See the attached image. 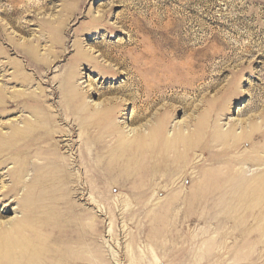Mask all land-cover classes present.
Instances as JSON below:
<instances>
[{"label": "rangeland", "instance_id": "374dc122", "mask_svg": "<svg viewBox=\"0 0 264 264\" xmlns=\"http://www.w3.org/2000/svg\"><path fill=\"white\" fill-rule=\"evenodd\" d=\"M40 4L45 5L39 8ZM93 17L101 19L98 31L90 30ZM44 26L56 30L59 39L53 40ZM130 38L137 40L135 44ZM134 47L152 58L154 69L164 70L165 86L152 94L156 106L151 116L162 114L166 106L174 110L172 125L200 113L208 128L227 130L237 120L264 115V0H0V86L4 90L0 94L5 101L0 133L9 132L10 125L22 126V121L31 118L32 108L48 113L54 125L67 129L65 118H60L67 93L62 78L73 67L80 74L76 90L81 95L76 105L96 107L106 96L119 98L122 111L117 122L124 131L134 129L138 124L130 123L134 108L132 97L127 96L129 91L135 93L131 76L100 56L106 50L118 58ZM62 51L65 59L52 67L47 78H41L45 74L38 68ZM82 51L96 58V71L87 62L72 60ZM100 67L112 71L101 76ZM156 81V77L148 78L150 83ZM124 86L130 89L126 93L119 91ZM107 89H113L112 93L105 94ZM20 94L25 96L18 99ZM32 96L38 101L27 104L25 100ZM260 121L252 120L257 125ZM79 133L76 128L72 154L62 155L70 163L78 160V149L85 148L86 140ZM257 145H264L263 138L245 140L237 154ZM2 155L0 162L12 156ZM193 155L202 157L200 152ZM12 167L8 161L0 165V224L18 221L19 229L1 234L0 264H22L14 255L17 245L27 244L26 250L36 254L46 243H64L49 236L55 221V232H73L71 248L85 244L96 252L90 264L105 259L112 264L113 254L117 264H264V236L262 242L252 239L244 244L239 235L199 240L203 230L214 231L213 224L197 220L200 204L192 203V219L186 220L185 198L189 192L193 196L199 177H85L74 163L68 171L71 177H53L51 183L44 177H26V191L19 185V191L9 192L4 199V188L15 186L9 178ZM196 171L190 169L187 174ZM29 193L47 206L29 205L27 212H17L21 204L17 199ZM52 198L55 206H50ZM38 235L39 244H28ZM215 237L211 234L208 240ZM240 248L254 254L234 257ZM131 255L135 261L129 259Z\"/></svg>", "mask_w": 264, "mask_h": 264}, {"label": "bare ground", "instance_id": "6f19581e", "mask_svg": "<svg viewBox=\"0 0 264 264\" xmlns=\"http://www.w3.org/2000/svg\"><path fill=\"white\" fill-rule=\"evenodd\" d=\"M43 5L45 4H40L38 7L43 8ZM100 20V17H93L90 30L98 31L101 27ZM44 29L49 32L53 40L59 39L56 30H50L46 26ZM136 41L134 38L129 40L133 44ZM76 55V58L72 60L87 62L90 68L97 70L96 58L83 51ZM100 56L113 61L114 67L123 68L131 76V84L135 87V93L129 91L130 94L127 95L132 97L134 108L130 123L138 124L137 127L127 132L121 128L122 124L117 122L118 115L122 111V103L118 102L119 98L106 96L96 107L91 106L90 103L76 105V99L81 95L76 90V82L80 74L76 67L71 68L62 78V86L67 93L63 107L65 112H61L60 118H65L62 121L67 129L54 125L48 113L32 108L31 118L22 121V126L10 125L9 132L0 133V155L12 154L7 160L1 161L0 165L6 161L12 163L9 178L15 184L10 189L4 188L2 197L5 199L9 192L19 191V185L23 186V190L26 191L24 189L26 177L33 179L44 177L49 183L53 181V177H71L68 171L74 163H78L85 177H175L177 174H181L182 177H199L196 180L197 188L193 196L189 197V192L185 198L188 207L186 220L191 221V205L196 203L201 207V213L198 212V219H196L198 221L201 219L203 224L214 226L212 232L207 229L203 230L198 237L199 240L211 242L239 235L242 244L251 242L252 239L262 242L264 236L261 232L264 230V169L259 170V168L264 166V145L253 146L251 150L242 152L241 155L237 153L245 140L258 137L264 140V115L261 113L257 117L251 116L245 122L237 120L239 123L231 124L227 130H221L218 126L213 129L208 128L200 113L196 116L194 113L190 114L183 122L172 125L170 119L174 110L171 107L163 106L162 114L151 116L156 106L152 94L162 85L165 86L162 81L164 70L154 69L152 58L146 52L134 47L124 51L118 58L112 57L106 50H102ZM65 57V51H62L60 56L45 62V66L39 67L38 70L45 74V76L42 74L41 78H47V73L51 72L52 67ZM111 71L110 67H100L99 74L105 76ZM151 77H156L157 81L148 82V78ZM0 89L2 93L1 86ZM112 90L107 89L105 94L112 93ZM128 90L130 89L127 86L119 89L123 93ZM24 96L20 94L17 97L21 99ZM2 97L0 94V116L5 113L3 108L5 101ZM36 101L38 99L34 96L31 100H25L27 104H35ZM71 111H74V116ZM255 119L261 120L258 125L252 122ZM76 128L80 131L79 138L85 139L86 144L85 148L78 149V160L70 163L69 158L62 155L72 154L75 145L72 137ZM237 130L240 132L237 133ZM24 150L27 152L23 155L19 154L18 151L21 153ZM195 152H200L202 157L194 158L193 153ZM33 158L35 160H32ZM202 165L204 168L198 170ZM254 167L256 169L253 171ZM190 169H197V171L195 174L188 175L187 171ZM251 171L252 173L249 174ZM36 188L38 187L31 189V192ZM53 188L54 186L49 189L53 190ZM17 201L21 202L15 209L17 212H27L29 205L47 206L42 199H35L30 193ZM50 203V206H55L56 199L52 198ZM3 207L4 211H7L8 205L5 204ZM56 225L57 221L50 224L52 228H50L49 236L64 239V243H46L43 251L37 250L38 254H30L26 250L27 244L17 245L19 250L14 254L15 257L20 259L22 264H78L79 261L90 264L97 258L96 252L88 250L85 244L79 248H71L69 243L73 232H55L53 229ZM0 228V236L17 233L18 221L1 223ZM211 234H215L216 237L208 240ZM39 237L40 235L30 238L28 244H39ZM253 254H248L244 248L233 253L234 257L240 258ZM133 258L131 255L129 259L135 261ZM102 261L108 264L106 259ZM111 262L112 264L119 262L115 254Z\"/></svg>", "mask_w": 264, "mask_h": 264}]
</instances>
